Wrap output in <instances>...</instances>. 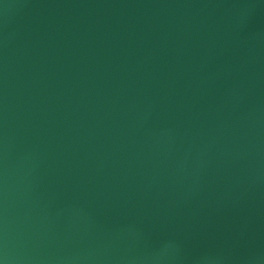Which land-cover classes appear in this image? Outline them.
I'll use <instances>...</instances> for the list:
<instances>
[{
	"label": "water",
	"instance_id": "obj_1",
	"mask_svg": "<svg viewBox=\"0 0 264 264\" xmlns=\"http://www.w3.org/2000/svg\"><path fill=\"white\" fill-rule=\"evenodd\" d=\"M2 264H264V0H0Z\"/></svg>",
	"mask_w": 264,
	"mask_h": 264
},
{
	"label": "clouds",
	"instance_id": "obj_2",
	"mask_svg": "<svg viewBox=\"0 0 264 264\" xmlns=\"http://www.w3.org/2000/svg\"><path fill=\"white\" fill-rule=\"evenodd\" d=\"M0 264H2V262H0Z\"/></svg>",
	"mask_w": 264,
	"mask_h": 264
}]
</instances>
